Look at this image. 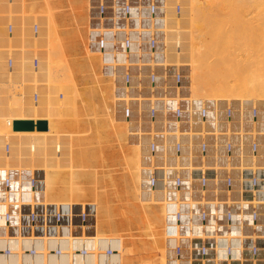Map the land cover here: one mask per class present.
<instances>
[{
	"label": "built area",
	"instance_id": "1",
	"mask_svg": "<svg viewBox=\"0 0 264 264\" xmlns=\"http://www.w3.org/2000/svg\"><path fill=\"white\" fill-rule=\"evenodd\" d=\"M183 11V0H87L86 46L141 150V188L160 198L165 264H264V101L190 94L167 52ZM117 242L97 233L93 202L48 201L38 170L0 167L1 257L82 264Z\"/></svg>",
	"mask_w": 264,
	"mask_h": 264
},
{
	"label": "rangeland",
	"instance_id": "2",
	"mask_svg": "<svg viewBox=\"0 0 264 264\" xmlns=\"http://www.w3.org/2000/svg\"><path fill=\"white\" fill-rule=\"evenodd\" d=\"M1 1V0H0ZM3 2H5V3H2V4H0V6H1V11H3V12H1L0 13V16H1V18H0V26H2L1 27V29L3 30L2 32L4 33V38L6 39V41H7V43L8 44H12V42L14 41V43H13V45H19V48L18 49H21L22 47H23V45H22V47H21V44H19V42H21V40L23 39V41H25V43H26V45L27 44H30V45H27V49H29V50H33L35 47H36V49L35 50H31V54H30V59H29V64H31V59H32V57H34V56H37V57H39V61H41V62H45V60H47V59H50V60H56L57 59V55H58V57H60L59 56V52H57V55L56 54H53V53H55L54 51H55V49H58L59 47H62V48H60V49H62V52H63V54L65 55H63L62 53L60 54V55H63V57L61 56V58H64V57H66V59L67 60H69L71 57L70 56H67V54H66V52H65V49L67 50V48H63V46H62V44L63 45H65L66 43L65 42H67L68 40H69V42L71 41V43L70 44H73V45H70L68 42V47H69V45H70V50H68V51H70L69 53H71L72 54V52L71 51H73V49L74 48H77L78 46H79V48H77V50H75V51H73L74 53L75 52H77V53H73V56L74 55H76V56H78L79 58H76L77 60L79 59H83L82 61H85V62H87V63H90L89 64V66H88V70H87V72L86 71H84V73L86 72V74L84 75V73L82 72L85 68H86V66L85 67H82V66H80L81 65V63H83L82 61H80V65H78L75 61H74V63H76V64H73L72 62H73V60L71 61V60H69V63H65V62H68V61H64V63L65 64H61V62L65 59H62V61L61 62H59V64L61 65V66H59V65H57L56 66V64L57 63H55V66H56V68L58 67V69H56V68H52V67H47V65H49V64H47L46 65V62L45 63H42V66L45 68L44 70L42 69V66H41V69L43 70V72H45L46 73V75H50L48 78H50V77H52V78H50V79H48V81L50 82H52V80L51 79H53L54 81L52 82V83H47V81H44L46 84H44V83H41V86H39L40 84H38V86L41 88V90L39 89V87L37 88V85H36V87L35 86H33L34 85V83L33 82H25V80H24V77H23V75H22V68L20 69V65H19V62H20V59H19V57H17V55L19 56V54H17V53H15V52H17V48L16 49H14L15 47H11L10 48V46H3L4 48H6V51H7V53H6V51H4V55L5 56H3L2 57V59H1V56H0V76H7V78L8 77H10L11 78V82H9V86L10 87H12V85L14 86H18V87H23L22 89H26L27 91H28V89H29V93H28V96H27V98L29 97V99L31 100V102L32 103H38V102H40L41 100H42V98H43V95H47L48 94V91H55L54 92V94H53V96H55V98L59 101V102H66L67 101V99H68V97H69V95H66V91H64V89H68V90H70V91H72V95H74V97L72 96V101H71V103H70V105H72V106H68L67 107V109L70 111V113H69V111L68 110H66V112L65 113H63V114H61V112H64V111H61V109L62 108H60V106L62 105V103H61V105L59 104V102H58V104H59V107H58V110L60 109V111H58L59 113H57V114H61L62 115V118L60 117V118H58L59 117V115H57V114H55L56 115V117H54V120H55V122L54 121H51V120H53L52 118L53 117H49V114L50 113H46L45 114V112L46 111H48V107H46L45 108V106H48V103H47V101H46V103H45V100H44V102L42 103V106H44V104H45V106L43 107L44 109H43V113L41 114V119H43V120H46L47 118V122H48V124H50L49 125V130L47 131V133L46 132H38V131H34V132H31L32 134H35V135H37V136H40V140H41V138L43 139V141L45 142V143H43V141H41V150L39 151V154L40 155H42V156H40V158H37L36 157V159H35V157L33 158L32 157V155H30V157H32V158H30L31 159V162L33 163H31L30 162V160L29 159H27L28 160V162H25L26 163V165L29 167V168H32V169H35V170H38V171H41V178L43 179V182H44V185H45V181L48 179V177L46 176L47 175V171L49 172V174H51L50 172H53V173H55V174H57L58 175V173H57V170H58V172L60 173V172H67V173H69V174H71V172H73L72 174H74V171H76V173L78 172H86L87 174H88V176L89 175H91V176H93V178L94 179H92V178H88L89 180H94V181H90V182H88V180L86 181V183L83 181L82 182V179H83V177L81 178V182H80V180L79 181H75L77 178H74V175L72 176V174H71V177H72V179H74V181H73V183H78V182H80L81 183V185H83V186H85L84 188L86 189L85 190V192L83 193L82 191H84V190H82V187L79 189V186H78V190H80L81 192H80V195L79 194H75L74 192V188L76 189L77 188V186H74V188H71V186H73V183L71 182V183H68V182H70V181H67V180H65V179H63V175H62V173H61V175H59V176H57L56 175V177H55V174H54V177L55 178H52L54 181H51L53 184L52 185H54L55 187H57L58 189V191L59 190H61L59 193H58V191H57V197H59V196H62L63 194H62V192L64 193V191L65 190H67L68 189V185L69 184H71L70 185V188H69V190H70V193H68V194H70V195H68V196H70V202H72V200H74V198H76V200H77V202H76V200H74L76 203H81V202H84V201H90V202H93L96 206V229H97V233L100 235V237H103V238H109V237H115V238H117L118 239V241L121 243L120 244V254H119V257H118V259L119 260H117V262H115V261H113V262H110V263H107V264H122V261H123V259H121V256L122 255H124L125 254V252H126V249H128V248H130V247H132V248H135L134 249V251L132 250V249H130V250H132L131 252L134 254L135 252L137 253V252H150V253H152V254H156L157 256H158V258H159V261H160V264H165L166 263V250H165V247L164 248H162L161 246H158L157 244H155V239H154V236H155V233H157V230H156V227H158V230L160 231V234L162 233L161 231H162V226H161V224H162V218H160V220H159V222H158V226H153L154 224L152 223V222H149V216H148V218H147V214L145 213V208L142 206V209H140V210H138L136 207H138V205H137V203H136V205H135V203H134V201L136 202L137 200H136V197H129L128 196V198L130 199V201H128V200H126V195H128V191H130V196H132L134 193H133V191H131V186L129 185L130 184V182H129V168H128V165H125L127 162H128V160H129V158H126L127 156H131V154H133V149H132V146H133V140L128 136V134H126V133H122V135H123V138H125V139H121L120 140V138H122V137H119V139H115V136H116V133H117V131L120 129L121 130V132L124 130V128L127 126L126 125V123H124V121H123V123H121L122 122V120L121 121H119L120 119L119 118H117V119H115L114 120V116L112 115V113L110 112V110H109V107H110V104H111V97H108L106 100V102H104L105 100L103 99L104 97L102 96V93H101V89H100V86H97L98 85V83H97V85H96V82H97V79H96V75L94 74V72L92 71V66L94 65V63H99L100 65H101V58L99 57V55L97 54V53H92L91 51H88L89 49L87 48V46H86V23H87V4H86V1L87 0H84V7H83V9H81L80 7H79V5L78 6H75L74 7V5H76V4H73V1H74V3H75V0H49L50 2H47L46 0H2ZM207 1H209V3H214L215 5H217L218 4V1L216 0V1H214V0H207ZM255 1V0H254ZM45 2H46V4H48V6H46V4H45ZM59 2V3H58ZM1 3V2H0ZM8 3V4H7ZM51 3V4H50ZM255 3V7H253V10H254V13L253 14H255V16L257 17V10L260 12V10H259V7H258V5H257V3L259 4V2H253V4ZM261 3H262V1H261ZM219 4H221V3H219ZM227 4H228V2H226V3H223V4H221L222 6H224V7H222L221 5H218V6H215L216 8L214 9V10H216V9H218L219 10V6H221V8H220V10H221V12L220 13H222V11H223V13H222V16H221V14H218L217 12H219L218 10H216V13H211V12H213L212 10H210V13L212 14V16H210V17H212V20H213V18H214V14H218V16L216 17L215 16V18L216 19H214V20H216L215 22L214 21H212V20H210V21H212V22H214V24H219V21H221L223 18V16H224V13H225V11L227 12V10H230L229 8L231 7V9H232V7H233V5L232 6H227ZM248 4V3H247ZM263 4V3H262ZM261 4V6H263ZM46 6L47 7V9L48 8H50V6H55V7H57V8H53V10H55L56 9V14L55 15H53L54 13V11L53 10H51L52 9V7L50 8V10L48 9V11L46 10V8H44V6ZM61 5V6H60ZM252 5V4H251ZM225 6H227V7H225ZM2 7H4V8H2ZM17 7V8H16ZM217 7H219V8H217ZM236 7V6H235ZM59 8V9H58ZM225 8H227V9H225ZM239 8V7H238ZM255 8V9H254ZM5 9V10H4ZM42 9H44L45 10V14L46 15H44V13H43V11H42ZM236 8H234L233 7V10H235ZM257 9V10H256ZM263 10H264V6H263ZM6 11V12H5ZM42 11V13L43 14H41L40 12ZM52 11V12H51ZM255 11H256V13H255ZM22 12V13H21ZM51 12V13H50ZM59 12V13H58ZM215 12V11H214ZM229 12V11H228ZM234 12H236V10L234 11ZM234 12H229V13H233L234 14ZM252 12V11H251ZM263 12V11H262ZM17 13V14H16ZM49 15H48V14ZM53 13V14H52ZM206 13V12H205ZM207 13H209V12H207ZM236 13H238V12H236ZM211 14H207L208 16L209 15H211ZM232 14V16L231 17H229L230 15L228 14V18H230L228 21L229 22H227L228 24H227V26H225L226 24V22L224 23V21H222V24L224 25V27H225V31H224V33L225 34H223L221 31H219V32H221L220 34H223L224 36L223 37H229V36H237V35H235L236 34V32H239L238 34L239 35H242L243 37L242 38H244L245 39V35H246V40L248 41V43H247V41L245 42V43H247V45L248 46H245L244 45V43H242V44H239L238 45V42H239V40H238V42L236 41L237 39L236 38H234V40H233V37H229V38H227L226 40L224 39V38H222V36H220L221 38H222V40L223 41H227L226 43H223V41H221V43H223L222 45V47H221V45H219L221 48H227L228 47V49L231 47L230 45L231 44H229V42L231 43V41H232V45L234 44V43H236L239 47H246V48H248L247 49V51L249 50L250 51V54H249V56L250 55H252L253 57H254V55H255V61H252L254 58H252V56H248V57H246V54L249 52H245L244 54H243V51L242 50H240L239 49V51H241V54H240V52L237 50L238 48H237V45L236 44H234V46L233 47H231V48H236V51H237V57H238V55L240 54V55H242L241 57H242V60H243V58H245V60L244 61H247L246 59H252L251 61L252 62H256V61H258L259 60V58H260V60H263L264 58H262V56H264L263 54H264V52H263V54L262 55H259V56H257L258 55V53H257V51H260V50H258L259 49V47L261 46V47H263V48H261L262 50L260 51V52H262V51H264L263 49H264V44H261V45H259L257 48L258 49H256V44H252L254 41H251L250 39H252L253 40V37L254 38H256L255 37V35H258V36H260L259 37V39L261 38V36H262V34L261 33H263V31H260L259 30V28H262V27H260L259 25V23H260V21H256V22H259V23H256L257 25H255L254 23L253 24H251V25H253L252 26V29L254 30V31H252V29H251V34H252V36L253 37H251V38H249V35H251L250 34V32H248L250 29L248 28V26L250 27L251 25L249 24L248 26L247 25H243V27H240V26H242L241 24V22L240 23H238V26H239V30L237 29L238 28V26H237V24H236V20L237 19H235V20H233L234 19V15H237V14H234L233 15ZM264 14V13H263ZM40 15V16H39ZM58 15V16H57ZM207 15L205 16V14H204V16L205 17H207ZM260 15V16H259ZM51 16V17H50ZM57 16V17H56ZM219 16H220V18H221V20H217V18H219ZM234 16V17H233ZM258 16L259 17H261L262 16V14L260 13V14H258ZM2 17H3V19H2ZM184 17V16H183ZM251 17H253V15L251 16ZM255 17V18H256ZM259 17L257 18V19H259ZM264 17V16H263ZM49 18V19H48ZM55 18L57 19V20H55ZM225 18H227L226 16H225ZM204 19V18H203ZM202 19V20H203ZM209 19H211V18H209ZM15 20V21H14ZM52 20V21H51ZM55 20V21H54ZM201 20V21H202ZM223 20H227V19H223ZM200 21V22H201ZM233 21L235 22V23H233ZM57 22V23H56ZM212 22H210L211 23V25H213V27H215L216 26V28H218L217 26H219V25H214ZM218 22V23H217ZM238 22H239V20H238ZM34 23H36L37 25H38V30H37V32H34L33 31V29H32V26H33V24ZM54 23V24H53ZM233 25L232 27H231V25ZM233 23V24H232ZM8 24H11L12 25V32H8ZM53 24V25H52ZM236 24V25H235ZM222 25V26H223ZM230 25V26H229ZM254 25L255 26H258V30H259V32H261L260 33V35L259 34H257V33H255L254 34V32H257L258 30L256 29L257 27H254ZM4 26V27H3ZM77 26V27H76ZM221 26V25H220ZM246 28H245V27ZM50 27H51V30H50ZM57 27V28H56ZM226 27H227V29H226ZM230 27V28H229ZM45 28V29H44ZM76 28H79V30H81V31H77V29ZM216 28H212V29H207V31L208 32H206L207 33V35H208V33H209V35H208V37H210L211 36V31L210 30H214L215 31V29ZM228 28L231 30V28H232V30L234 31V35L232 34L233 32H232V30L230 31V30H228ZM243 28V29H245L244 30V32L242 33V31L243 30H241V29ZM264 28V27H263ZM25 29V30H24ZM218 29H220V27L218 28ZM223 29V28H222ZM222 29H220V30H222ZM59 30V31H58ZM226 30H227V33H226ZM240 30H241V32H240ZM205 31H206V29H205ZM204 31V32H205ZM228 31H230L231 33H229ZM77 32V34H78V32L80 33V34H78L77 35V37H79V38H77L76 39V35H75V33ZM247 32V33H246ZM258 32V33H259ZM57 35H56V34ZM230 35H229V34ZM21 34V35H20ZM44 34V35H43ZM54 34V35H53ZM60 34V36L61 37H64V36H68L67 37V39L68 40H65V38L66 37H64V39L62 38L61 40L59 39V37L60 36H58ZM72 34L73 35H75L74 36V38H73V41H74V43L77 45V44H80V45H77V47H76V45H75V47H74V43H72L73 41H72ZM194 34V33H193ZM218 34V32L217 33H215V35H214V37L216 36ZM227 34V35H226ZM244 34V35H243ZM264 34V33H263ZM33 35V36H32ZM47 35V36H46ZM50 35V36H49ZM84 35V36H83ZM206 35V36H207ZM226 35V36H225ZM24 37V38H21V37ZM55 36H58V37H55ZM71 36V37H70ZM219 36H217V37H219ZM257 36V37H258ZM15 37H20V39H15ZM60 37V38H61ZM208 37H207V39H208ZM213 36H211V38H214ZM218 38V41L217 42H214L215 40H217V38L215 37V40L213 41V39L212 40H210V41H213L214 42V44L216 43H218V42H220L219 41V39L221 40V38ZM240 37V36H239ZM13 38H14V40H13ZM28 38V39H27ZM41 38V39H40ZM70 38H71V40H70ZM211 38H209V39H211ZM230 38H232V39H230ZM262 38H264L263 36H262ZM27 39V40H26ZM40 39V40H39ZM229 39V40H228ZM258 39V40H259ZM13 40V41H12ZM19 40V41H18ZM53 40V41H52ZM261 40V39H260ZM263 40V39H262ZM261 40V41H262ZM11 43H10V42ZM29 41V42H28ZM39 42V43H36V42ZM60 41V42H59ZM208 41V40H207ZM210 41H208V46H209V42ZM255 41L256 42H254V43H257V40L255 39ZM260 41V42H261ZM260 42H258V43H260ZM262 42H264V40L262 41ZM16 43V44H15ZM24 43V44H25ZM33 43H35V44H33ZM41 43V44H40ZM249 43H250V46H249ZM37 44V45H36ZM41 45V46H38V45ZM211 44V43H210ZM220 44V43H219ZM225 44H229V45H226L227 47H224L225 46ZM13 45H11V46H13ZM32 45H34V46H32ZM42 45H44V46H42ZM59 45V47H57ZM212 45V47H214V49L212 48V50H214L212 53H214L216 50H217V47H218V50L219 49H221V48H219V46H214L213 45V43L211 44ZM236 45V46H235ZM242 45V46H241ZM253 45H255L254 47H253ZM29 46V47H28ZM38 46V47H37ZM54 46L55 47H57V48H54ZM66 46V47H67ZM53 47V48H52ZM74 47V48H73ZM243 47V50L244 49H246V48H244ZM250 47V48H249ZM251 47H252V49H251ZM3 48V49H4ZM71 48H73L72 50H71ZM230 48V49H231ZM254 48L256 49V50H254ZM10 49V50H9ZM13 49L15 50V51H13ZM52 49V50H51ZM53 49H54V51H53ZM60 49L58 50V51H60ZM88 49V50H87ZM216 49V50H215ZM225 49H223V51H225ZM228 49H226L227 51H228ZM233 49H231L232 50V53H234L233 52ZM37 50H39V51H37ZM40 50H41V53H40ZM49 50H51V51H53V53L50 51V53L48 52ZM10 51H11V54H10ZM14 53H13V52ZM35 51V52H34ZM44 51V52H43ZM78 51H80L81 52V54H80V52H78ZM221 50H219L216 54H218L219 52H220ZM222 51V52H223ZM235 51V50H234ZM252 51V52H251ZM253 51H254V53H253ZM9 52V53H8ZM34 54H33V53ZM49 53V56H46L45 55V57H44V53H46V54H48ZM255 52H256V54H255ZM52 53V54H51ZM207 53H209V52H206L205 54H207ZM224 53V52H223ZM228 53V52H227ZM226 53V51H225V53H224V55L225 54H227ZM8 54V55H7ZM15 54V55H14ZM41 54V55H40ZM50 54L53 56L54 55V57H56V59H54V58H52L51 56H50ZM204 54V53H203ZM203 54H202V57L204 58H209V56L207 55H204L203 56ZM211 54V53H210ZM222 57H224L223 56V54H221V53H219ZM229 54H230V56H229ZM254 54V55H253ZM1 55H3V54H1ZM39 55V56H38ZM69 55V54H68ZM213 55H215V53L213 54ZM234 55V54H233ZM233 55H231V51L227 54V55H225V57H227V56H229L230 58L233 56ZM243 55H244V57H243ZM248 55V54H247ZM41 56V57H40ZM83 56H86V57H83ZM201 56V55H200ZM261 56V57H260ZM7 57H12V59H13V61H14V64H15V66H14V68L13 69H8L7 67H6V64H5V62H6V58ZM17 57V58H16ZM67 57H69V59L67 58ZM81 57V58H80ZM201 57V58H202ZM210 57H212V58H209L210 59V61L208 62L207 61V59H205V62H207V63H211V64H213V62L216 60V58L218 59V58H220V56L219 57H217V56H212V54H211V56ZM215 57V58H214ZM221 57V58H222ZM224 57V58H225ZM227 58V60H228V63H226V62H221L222 60H223V58H222V60H221V58H220V64H222L223 63V65L224 64H226V66H224L223 67V65H220L218 62H215V63H218L219 65H220V67H219V65H218V69H220V71L219 70H217V72H224L225 74L227 73L228 75H229V73H228V68H226V67H228L229 66V68H233V66H235L236 67V64H237V66H238V64L239 63H241V62H243V61H240L239 60V62L237 61V59H239V57L237 58V59H235V58H231V60H232V62L230 61V58ZM235 57V56H234ZM240 57V58H241ZM73 58V57H72ZM203 58H202V60H203ZM45 59V60H44ZM211 59H213V61H211ZM59 60H60V58H59ZM58 59L56 60V61H54V62H58L59 61ZM79 60L77 61V62H79ZM93 60H95L94 62H92ZM99 60V61H98ZM226 59H224L223 61H225ZM226 60V61H227ZM233 60H235L236 61V64H235V62H233ZM48 61V60H47ZM52 61H50L51 62V66H52ZM97 61V62H96ZM219 61V60H218ZM49 62V61H48ZM49 62V63H50ZM202 62V61H201ZM86 63V64H87ZM235 64V65H234ZM54 65V64H53ZM65 65H68V67H70V69L68 68V70H67V68H66V66L64 67ZM69 65H75L76 67L77 66H80V70L82 69V68H84V69H82L81 70V74L83 75H80V73L78 72V71H80V70H76V71H74L73 69H76V68H74L73 66V69L71 68V66H69ZM40 66V65H39ZM63 66V67H62ZM215 66H217V65H214V67ZM30 67H32L31 65H30ZM54 67V66H53ZM61 67V69L63 70V71H61V69H59ZM82 67V68H81ZM89 67H91L90 68V71H89ZM221 67H223V68H221ZM39 68V67H38ZM38 68H32V70H36V71H38ZM49 68H51V69H49ZM77 68V69H78ZM213 68V67H212ZM224 68H226L225 70H227V71H225L224 70ZM31 69V68H30ZM66 71H65V70ZM73 70L74 71V73L75 74H77V73H79V74H77V78H76V76L75 77H73L75 74L73 73V71L70 73L71 75H69V73H67L69 76H72L71 78L72 79H70L71 81H73L72 83H71V81H69V79H67L69 82H64V80H62L63 78L65 79L66 78V76H67V74H65L64 75V72H69L70 70ZM209 69H210V67H209ZM215 69H217V67H215ZM221 69H223V70H221ZM46 70V71H45ZM35 71V72H36ZM55 71H57L58 73H60V77H62L63 75L65 76V77H62V79H60V77H59V80H55V78L57 77V75H55ZM208 71V73H209V70H207ZM212 71H213V69H212ZM211 71V72H212ZM33 72V71H32ZM52 72H55V73H52ZM215 73H214V76H215V74L217 73L216 72V70L214 71ZM4 73H6V74H4ZM34 73V72H33ZM41 73H42V71H41ZM63 73V74H62ZM73 73V74H72ZM94 75L93 77H92V74ZM224 73H222V74H224ZM21 74V75H20ZM210 74V76L213 74H211V73H209ZM226 74V75H227ZM15 75H17V76H15ZM87 75H88V77H87ZM219 74H216V76H218ZM3 76V77H4ZM68 76V77H69ZM213 76V75H212ZM67 77V78H68ZM84 77H85V80H84ZM89 77H91L92 79H94L96 82L94 83V85L95 86H97L96 87V89L97 88H99V90L97 91V92H95L96 91V89L94 88L95 86L93 85L92 86V84H91V79L89 78ZM1 78V77H0ZM5 78V77H4ZM3 78V79H4ZM7 78H5V79H7ZM58 78V77H57ZM56 78V79H57ZM70 78V77H69ZM75 78H76V80H75ZM82 78H83V80H82ZM89 79V80H91L90 82H89V80H88V82H86V79ZM3 79H2V81H3ZM231 79V78H230ZM16 80V81H15ZM20 82H19V81ZM67 80H65V81H67ZM93 80V81H94ZM105 80V79H104ZM0 81H1V79H0ZM5 81V80H4ZM8 81V80H7ZM55 81H63V83H61V85L59 84V83H55ZM75 81H78V83H79V86H77L76 84V86H71V85H74V83H75ZM86 82V83H84V82ZM6 82V81H5ZM18 82V83H17ZM42 82H43V80H42ZM2 83V84H1ZM0 83V92H2V90H4L3 88H4V86H5V83L4 82H1ZM4 83V84H3ZM33 83V84H32ZM68 84L69 83V86L68 85H66V84ZM71 83V84H70ZM77 83V84H78ZM24 84V85H23ZM28 85V86H25V85ZM32 84V85H31ZM50 84V85H49ZM63 84V85H62ZM187 84H188V81H187ZM1 85H4L3 87H1ZM22 85V86H21ZM65 85V87H63ZM47 86L49 87V88H47ZM51 86V87H50ZM230 86H231V84H230ZM33 87V88H32ZM43 87V88H42ZM61 89H60V88ZM77 87V88H76ZM84 87V88H83ZM56 88V89H55ZM70 88V89H69ZM83 89L81 92L83 93V95L85 96V97H83V96H80L78 93H79V91H78V93H75V91H76V89ZM90 88H91V90H90ZM109 88V87H108ZM54 89V90H53ZM66 89V90H67ZM95 89V90H94ZM19 90V89H18ZM42 90H43V92L44 91H47V93H43L42 92ZM90 90V91H89ZM83 91H85V92H83ZM89 91V92H88ZM109 91V90H108ZM34 92H37L38 93V99H37V101H34L33 100V93ZM81 92H80V94H81ZM6 93H7V91H6ZM92 93V94H91ZM57 94V95H56ZM71 94V93H70ZM76 94H78L79 96H80V98H85L84 100H87V102L88 103H86V101H84V102H82L80 99H76L78 96H75ZM97 94H99L100 95V97H103V98H100ZM7 95V94H6ZM82 95V94H81ZM58 97V98H57ZM79 98V97H78ZM102 99L100 102H102L103 100V104L102 105H105V106H102L101 105V103L99 104V100L100 99ZM1 100V99H0ZM74 100V101H73ZM84 104H82V103H79L80 101ZM96 100V101H95ZM3 100H1V102L0 103H2V105L1 106H4L6 103H4L3 104V102H2ZM75 101H78L76 104H78V106H76V104H74V102ZM73 102V103H72ZM47 104V105H46ZM74 104V105H73ZM86 105V106H85ZM62 107V106H61ZM76 109H75V108ZM78 107V108H77ZM99 108V109H98ZM0 110H1V107H0ZM5 110V109H4ZM4 110H2L4 113H5V111ZM46 110V111H45ZM1 111V112H2ZM68 111V112H67ZM68 113H69V115H68ZM2 114V113H1ZM44 115L46 116V119H45V117H44ZM51 115V114H50ZM3 117V116H2ZM86 117L87 118H89V119H86ZM56 118H58V119H56ZM95 118V119H94ZM5 119V121H6V123H7V120H9V118H7L6 116H4L3 117V120ZM7 119V120H6ZM50 119V120H49ZM119 119V120H118ZM1 120V119H0ZM2 121V120H1ZM0 121V124H2V125H0V128H2V127H5L6 128V130L4 129H2L3 130V132L4 133H6V131L8 132V130L10 129V126H8L7 124H4L3 125V123L2 122H4V121H2L1 122ZM109 121V122H108ZM118 122H120V124L118 123ZM114 123H115V125H114ZM110 124H111V126H112V128L110 127ZM6 125H7V127H6ZM58 126V127H57ZM54 127V128H53ZM51 128V129H50ZM109 128V129H108ZM8 129V130H7ZM113 129V130H112ZM112 130V131H111ZM120 130L118 131V132H120ZM112 133H111V132ZM114 131H115V136H113V133H114ZM1 133V129H0V137H2V139H1V142H2V140H3V138L4 137H6V139L2 142V143H0V153H1V156L2 157H4V156H6V159L4 160L1 156H0V167H5V168H10V167H19V166H22L21 165V162L23 161H19L18 163H16V166H14L13 164L15 163V162H17V160H21V159H18V157H16L15 155H14V151H15V148H16V146L14 147V144L15 143H13V141L12 140H10L9 141V135H4V133ZM37 132V133H36ZM66 132V133H65ZM121 132H120V136H121ZM21 133V132H20ZM39 133V134H38ZM41 133V134H40ZM119 134V133H118ZM48 135H49V137H48ZM8 137V138H7ZM45 137H47V138H45ZM8 139V140H7ZM11 139V138H10ZM16 140H18V138H15ZM16 140H14L15 142H17ZM49 140H51V141H49ZM128 142H127V141ZM125 141V142H124ZM5 143H9V150L8 151H5ZM42 143H43V145H42ZM38 144H39V142H38ZM76 144H78V145H76ZM131 144H132V146H131ZM129 145H130V147H129ZM127 146V147H126ZM129 147V148H128ZM2 148V149H1ZM14 148V149H13ZM128 148V149H127ZM28 149V148H27ZM39 149V148H38ZM29 150V149H28ZM36 150V149H35ZM34 150V151H35ZM32 151V150H31ZM36 151H38V150H36ZM36 151H35V154H36ZM57 151H59V152H57ZM9 152V153H8ZM128 152V153H127ZM4 153V155H2ZM34 153V152H33ZM44 155H43V154ZM51 153V154H50ZM29 154H31V152H29ZM38 154V155H39ZM129 154V155H128ZM9 155H11L12 157H10ZM127 155V156H126ZM33 156H37V155H33ZM53 156V157H52ZM83 158H82V157ZM8 157H10L9 159H8ZM39 157V156H38ZM1 158H2V160H1ZM17 158V159H16ZM49 158V159H48ZM86 158V159H85ZM16 161H15V160ZM32 159H35V160H32ZM38 159H40L39 161H38ZM6 160H9V161H6ZM13 160H14V163H13ZM47 160H51V162L49 163ZM4 161V162H3ZM35 161V162H34ZM48 162V164H49V166H45L46 164H47V162ZM67 161V162H66ZM7 162L10 164V165H8L7 164ZM11 162V163H10ZM44 162V163H43ZM53 162H54V164H53ZM3 163V164H2ZM13 163V164H12ZM24 163V164H25ZM31 163V164H30ZM69 163H70V165H69ZM125 163V164H124ZM23 164V166L24 167H26V165H24ZM44 164V165H43ZM52 164V165H51ZM18 165V166H17ZM54 165V166H53ZM50 169V171H49V169ZM51 168H52V170H51ZM80 168V169H79ZM54 169V170H53ZM88 169V170H87ZM62 170V171H61ZM73 170V171H72ZM84 172V173H85ZM46 173V174H45ZM78 175V174H77ZM77 175L75 176V177H77ZM82 175H83V173H82ZM81 175V176H82ZM86 175V174H85ZM84 176V175H83ZM88 176H86V177H88ZM47 177V178H46ZM64 177H65V175H64ZM85 177V176H84ZM127 177H128V181H126V179H127ZM80 179V178H79ZM56 180V181H55ZM69 180V179H68ZM78 180V179H77ZM84 180H85V178H84ZM72 181V180H71ZM48 182V181H47ZM88 182V183H87ZM127 182V184H125ZM57 185H55V184ZM80 183H78L77 185H79ZM74 185H76V184H74ZM64 186H68L67 187V189H65L64 191H62L63 190V188H65ZM87 186V187H86ZM88 186H89V189H90V187H91V189L89 190V189H87L88 188ZM93 186H94V189H93ZM124 186H128V187H125L124 188ZM45 187V186H44ZM59 187H63L62 189L60 188L59 189ZM96 187V188H95ZM127 188V190H125ZM72 189H73V192H71L72 191ZM92 189H93V191H92ZM96 189H98L97 190V192H95L96 191ZM132 189H133V187H132ZM103 190V191H102ZM68 191V190H67ZM92 193V195H91V193ZM99 192V193H98ZM100 192H101V195H100ZM125 192H127V193H125ZM86 193V194H85ZM97 193L98 195H100L99 197L98 196H96L95 194ZM133 193V194H132ZM146 193V192H145ZM59 194V195H58ZM84 194V195H83ZM126 194V195H125ZM93 195H94V197H93ZM81 196H83V197H81ZM87 196V197H86ZM90 196V197H89ZM147 196L149 197V198H156L157 196H155V195H151V194H148L147 193ZM56 197V198H57ZM62 197H67V196H62ZM85 197V198H84ZM60 198V197H59ZM58 198V200L59 201H63V202H66V201H68V199H69V197H68V199L67 200H65L64 198L63 199H59ZM83 198V199H82ZM96 199V202H94L95 201V199ZM101 198V200H99ZM94 200V201H93ZM97 200H98V203H97ZM73 201V202H74ZM104 201V202H103ZM126 201H128L127 203H126ZM106 202V203H105ZM138 202V201H137ZM128 203H133V204H131V206L133 205V207L135 208V209H137L136 211H135V209L133 210V215L131 216V215H129L130 214V212H132V211H128L127 209V207H130V208H132L131 206H129V204ZM138 203H140V200H139V202ZM156 203L158 204L159 203V200H157L156 201ZM155 203V204H156ZM128 204V205H127ZM140 205H141V203H140ZM102 208H101V207ZM136 206V207H135ZM141 206H139L138 208H140ZM99 208V209H98ZM107 209H108V212L109 213H107L106 211H107ZM133 209V208H132ZM132 209H129V210H132ZM145 209V210H144ZM98 210V211H97ZM99 210L102 212V210H106L105 212L107 213V214H110V215H107L106 213V215H103L104 213L102 212L101 213V215L99 214L100 212H99ZM142 210H144V211H142ZM119 211H120V213H119ZM139 211H141V212H139ZM147 211V213H149L150 215H151V213L149 212V210H146ZM126 212H129V214L127 215L126 214ZM137 212V213H136ZM140 213V215H139V213ZM144 212V213H143ZM135 213V214H134ZM142 213L145 215V217L142 215ZM121 214V215H120ZM124 214H125V216L127 215V217H125V218H128V220L126 219V220H123V221H125L124 223H125V225H126V221H129L130 222V226L129 225H127V227L128 228H126L125 227V225H123L122 226V223H123V221H122V218L121 217H123L124 216ZM148 214V215H149ZM160 214V213H159ZM105 216V218H106V216H108V218H109V220L108 221H106V219H108V218H106L105 220H103L104 218H101V217H103V216ZM160 216L162 217V214H160ZM100 217V218H99ZM110 217H112L111 219H110ZM151 217V216H150ZM121 218V219H120ZM142 218H143V220H142ZM116 219H117V221H116ZM118 219H120L122 222H119V223H121V226L123 227H121L120 225V229L118 230V228H117V224H119V223H117L118 222ZM151 219H152V217H151ZM150 219V220H151ZM112 222H111V221ZM108 222V223H106V222ZM109 221H110V224H109ZM115 221V225L113 224V226H114V228H117V229H114V228H112L110 225H112V223ZM104 222V223H103ZM128 222V223H129ZM148 222V223H147ZM123 223V224H124ZM141 223V224H140ZM98 224V225H97ZM133 224V225H132ZM148 225L149 226V229L147 228L148 226H144V225ZM153 224V225H152ZM103 226V227H102ZM108 226V227H107ZM110 226V227H109ZM116 226V227H115ZM136 226V227H135ZM153 227H155L154 229H152ZM100 228H101V230H100ZM105 228H110L109 230H111V232H109V230H106ZM134 228V229H133ZM124 229V230H123ZM148 229V230H147ZM156 230V231H155ZM99 231H101V232H99ZM149 231V232H148ZM151 231V232H150ZM154 231V232H153ZM106 232V233H105ZM115 232V233H114ZM109 233V234H108ZM114 233V234H113ZM150 233V234H149ZM152 234V235H151ZM110 235V236H109ZM108 236V237H107ZM120 236V237H119ZM133 236V237H132ZM122 237V238H121ZM126 238V239H125ZM130 238V239H129ZM122 239V240H121ZM125 240V241H124ZM129 240V242L127 243V241ZM152 240V241H151ZM122 241H124V242H122ZM129 244V245H128ZM127 246H129V247H127ZM147 246V247H146ZM148 247H151V248H148ZM150 249V250H149ZM153 249V250H152ZM156 249V250H155ZM125 250V251H124ZM156 251H158V252H156ZM124 252V253H123ZM131 252H129V249H128V251L126 252V253H128L127 255H133ZM126 255V256H127ZM129 255V256H130ZM129 256H127V257H129ZM124 257H125V255H124ZM124 257H122V258H124ZM121 262V263H120ZM26 263H28V264H38L39 262H25V263H23V262H20V263H16V264H26ZM39 264H43V263H39ZM46 264V263H45ZM48 264H57V263H55L54 261L52 262V261H50V262H48ZM85 264H93V263H91V262H86Z\"/></svg>",
	"mask_w": 264,
	"mask_h": 264
},
{
	"label": "bare ground",
	"instance_id": "3",
	"mask_svg": "<svg viewBox=\"0 0 264 264\" xmlns=\"http://www.w3.org/2000/svg\"><path fill=\"white\" fill-rule=\"evenodd\" d=\"M6 1V0H5ZM47 1V0H46ZM214 1H216V0H214ZM218 1V4L217 5H215L213 2L212 3H209V1H207V0H183V3H184V11H183V13H182V15L181 16H174V15H171L170 17H169V23L171 24V28H173V30H171V31H173V33H171V35H169L167 38H168V40H167V42H170L169 43V45H168V50H167V52H168V55L172 58V60L173 61H175L177 64H179V65H182V68H183V73H184V75H185V78H186V81H188V84H187V87H188V89H189V91H190V94L193 96V97H198V98H201V97H211V98H216V99H237V100H256V101H264V59L263 60H260V58H259V60L258 61H256V62H252V61H255V55H254V57L252 56V55H250V56H252V58H254L253 60L252 59H246L247 61H244L245 60V58H243V60H242V55H240L241 54V51H239V49L240 50H242L243 51V54L245 53V52H248L247 51V49L248 48H246V47H244V48H246V49H244L243 50V47H239L238 45L239 44H242V43H244V45L245 46H248L247 45V43H248V41L246 40V35H245V39L244 38H242L243 36L242 35H239L238 33L239 32H236V34L234 33V31L232 30V28H231V30H232V34L234 35H237L236 37L238 38H236L235 36H229V37H233V40H234V38H236L237 40V42H238V40H239V42H238V45L236 44V43H234V44H236L237 45V50L240 52V54L238 55V57H239V59H237L238 57L236 56L237 54V51H236V48H231V47H233L234 46V44L232 45V41H231V43L229 42V44H231L230 46V48L231 49H233V52L234 53H232V50L229 48L228 49V47L226 46V45H229V44H225V46L224 47H227L226 49H228V51L225 49V48H221L223 45V43H226L227 41H223L224 39L226 40L227 38H229L228 36L225 38V37H223L224 35L223 34H225L224 33V31H225V27H224V25L222 24V21H224V23L226 24L225 26H227V22H229L231 19L230 18H228V14L230 15L229 17H231L232 16V14L233 13H229L230 11L231 12H234L235 10H236V12H238V13H236V12H234V14H237V15H234L233 17H234V19L233 20H235V19H237L235 22H236V24H237V26H238V23H242L241 25L242 26H240V27H243V25H251V24H255V25H257L256 23H259V22H256V21H260V27H262V28H259V30L260 31H263V33H264V10H263V4H264V0H217ZM261 1H262V3H261ZM1 3L0 4H2V3H5V2H3L2 0L0 1ZM47 2H50L49 0L47 1ZM226 2H228V4H227V6H232L233 5V7L234 8H236L235 10H233V7H232V9H231V7L229 8L230 10H227V12L225 11V13H224V16L222 17L223 19H227V20H221V18H220V16H219V18H217V20L219 19V20H221V21H219V24L221 25H219V24H214V22L216 21V20H214V19H216L215 18V16L217 17L218 16V14H221V16H222V13H223V11H222V13H220L221 12V10H220V8H221V4H223V3H226ZM253 2H259V4L257 3V5H258V7H259V10H260V12L257 10V17L255 16V14H253L254 13V10H253V7H255L254 5H255V3L253 4ZM59 3V2H58ZM219 3H221V4H219ZM248 3V4H247ZM8 4V3H7ZM45 4H46V2H45ZM51 4V3H50ZM73 4H76V5H74V7L75 6H78L79 5V7L81 8V9H83V7H84V0H75V3H74V1H73ZM86 4H87V1H86ZM252 4V5H251ZM261 4L263 5V6H261ZM218 5H221V6H219V7H217V8H219V10L218 9H216V10H218L219 12H217L218 14L216 15V14H214L215 16H214V18H213V20H212V17H210V16H212V14L211 13H216V10H214L216 7L215 6H218ZM44 6V5H43ZM46 6H48V4H46ZM46 6H44V8H46V10L48 11V9L50 10V8L52 7V9L51 10H53V8L55 7L54 5L53 6H50V8H48L47 9V7ZM61 6V5H60ZM227 6H225V7H227ZM236 6V7H235ZM49 7V6H48ZM222 7H224V6H222ZM239 7V8H238ZM2 8H4V7H2ZM17 8V7H16ZM55 8H57V7H55ZM228 8V7H227ZM227 8H225V9H227ZM59 9V8H58ZM255 9V8H254ZM5 10V9H4ZM210 10H212L213 12H211L210 13ZM42 11H43V13L45 12V10L44 9H42ZM42 11L40 12L41 14H43L42 13ZM54 12V14L53 15H55L56 14V9L55 10H53ZM215 11V12H214ZM229 11V12H228ZM252 11V12H251ZM263 11V12H262ZM1 12H3V11H1V6H0V13ZM6 12V11H5ZM52 12V11H51ZM50 12V13H51ZM206 12V13H205ZM207 12H209V13H207ZM22 13V12H21ZM46 13V12H45ZM44 13V15H46ZM59 13V12H58ZM255 13H256V11H255ZM262 14V16L261 17H259L258 16V14ZM17 14V13H16ZM48 14V13H47ZM204 14H205V16L207 15V14H211V15H207V17H205L204 16ZM49 15V14H48ZM253 15V17H251ZM2 16V15H1ZM1 16H0V18H1ZM40 16V15H39ZM58 16V15H57ZM56 16V17H57ZM184 16V17H183ZM225 16L227 17V18H225ZM51 17V16H50ZM256 17V18H255ZM259 17V19H257ZM204 18V19H203ZM209 18H211V19H209ZM2 19H3V17H2ZM49 19V18H48ZM203 19V20H202ZM230 19V20H229ZM55 20H57L56 18H55ZM54 20V21H55ZM202 20V21H201ZM210 20H212V21H214V22H212V21H210ZM229 20V21H228ZM238 20H239V22H238ZM15 21V20H14ZM52 21V20H51ZM201 21V22H200ZM210 22H212L214 25H219V26H217L218 28L220 27V29H222V30H220V29H218V28H216V26L215 27H213V25H211V23ZM234 21H233V23H235ZM1 23V22H0ZM57 23V22H56ZM216 23V22H215ZM218 23V22H217ZM232 23V24H233ZM54 24V23H53ZM52 24V25H53ZM230 24V23H229ZM235 24V25H236ZM223 25V26H222ZM231 25V24H230ZM229 25V26H230ZM254 25V27H257L256 29L258 30V26H255ZM233 25H231V27H232ZM252 26L253 25H251L250 27L248 26V28L250 29L248 32H250V34H251V29H252ZM1 27L2 26H0V56H1V59H2V57L3 56H5L4 55V51H6V48H4L5 46H10V48L11 47H15L14 49H16L17 48V52H15V53H17V54H19V56L17 55V57H19V59H20V62H19V65H20V69L22 70V75H23V77H24V80H25V82H33L34 83V85L33 86H35L36 87V85H37V88L39 87V86H41V83H44V84H46L44 81H47V83L49 82L48 81V79H50V78H52V77H50V78H48L50 75H46V73L45 72H43V70L45 69L43 66H42V63H45L46 62V65L47 64H49V65H47V67H52V68H56V66L57 65H59V66H61L60 64H59V62H61L62 61V59H64L62 62H61V64H65V63H69V60H73V64H78V65H80L79 63H80V61H82L83 59L81 58L80 60H79V62H77L78 60L76 59V58H79L78 56H76V55H74L73 56V51H75V50H77V48H79V46L77 47V45H80V44H75L74 43V41H73V38H74V36L76 37V39L77 38H79L80 36L78 35V34H80L79 32H78V34H77V32L75 33V35H73L72 34V43H74V47H75V45H76V47L77 48H71V50L73 49V51H71L72 52V54L71 53H69L70 51H68V50H70V45H73V44H70L71 43V41L69 42V40L67 39V37L66 36H64V37H66L65 38V40H68L67 42L70 44L69 45V47L67 46L68 45V43L67 42H65L66 44L65 45H63L62 44V46H63V48L65 49V48H67V50L65 49V52H66V54H67V56H70L71 58L69 59V57H67L69 60H67L66 59V57H64V58H61V56L63 57V55L65 54H63V52H62V49H60V48H62V47H59V45L57 46V47H59L58 49H55V51H54V49H53V51L55 52V53H53V51H51V50H49L48 52L50 53V51L53 53V54H56L57 55V52H59L58 54H59V56L60 57H58V55L56 56L57 57V59L59 60V58H60V60L58 61V62H54V61H56L57 59H56V57H54V55L52 56L51 54H50V56L52 57V58H54V59H56V60H50V59H47L49 62L50 61H52V66H51V62L49 63L47 60H45V62L43 61V62H41L40 61V63H39V65H38V71H34V70H32V67H30V65L31 64H29V59H30V57L32 56H30V54H31V50H29V49H27V45H30V44H27L26 45V43H25V41H23V39L21 40V42H19V44H21V47H22V45H23V47L21 48V49H18L19 48V45H13V43H14V38H13V42H12V44L11 45H13V46H11L10 44H8L7 43V41H6V39L4 38V33L2 32L3 30V28L1 29ZM4 27V26H3ZM77 27V26H76ZM245 27V26H244ZM57 28V27H56ZM214 29V28H216L215 29V31L213 30H210L212 33H211V36H213L214 37V35H215V33H217L218 32V34L215 36L216 38H217V40H215V37L214 38H211V36L210 37H208V35H209V33H208V35H207V33L206 32H208L207 31V29ZM230 28V27H229ZM228 28V30H230ZM246 28V27H245ZM45 29V28H44ZM77 29V31L79 30V28H76ZM205 29H206V31H205ZM226 29H227V27H226ZM238 30H239V26H238V28H237ZM241 29V28H240ZM254 29V28H253ZM252 29V31H254ZM25 30V29H24ZM50 30H51V27H50ZM223 31L222 33L223 34H220L221 32H219V31ZM230 30V31H231ZM241 30H243L242 31V33L244 32V30L245 29H241ZM241 30H240V32H241ZM259 30L257 31V32H254V34L255 33H257V34H259L260 35V33L261 32H259ZM59 31V30H58ZM79 31H81V30H79ZM205 31V32H204ZM230 31H228L229 33H231ZM256 31V30H255ZM259 32V33H258ZM194 33V34H193ZM226 33H227V30H226ZM228 33V34H229ZM247 33V32H246ZM263 33H261L262 34V36L264 37V34ZM56 34V33H55ZM21 35V34H20ZM44 35V34H43ZM54 35V34H53ZM57 35V34H56ZM77 35L79 36V37H77ZM207 35V36H206ZM222 36V38H224L223 40H222V38L220 37V36ZM227 35V34H226ZM225 35V36H226ZM230 35V34H229ZM244 35V34H243ZM33 36V35H32ZM47 36V35H46ZM50 36V35H49ZM58 36H60V34L58 35ZM58 36H55V37H58ZM84 36V35H83ZM217 36H219L220 38H221V40L219 39V41L220 42H218L217 44L215 43L214 44V42H217L218 41V38L219 37H217ZM240 36V37H239ZM253 37L252 36V34L251 35H249V38H251V37ZM258 35H255V37L256 38H254L253 37V40L252 39H250L251 41H254V42H256L255 41V39L257 40V43H252V44H256V46L255 45H253V47L255 46L256 47V49H258L257 47L259 46V45H261V44H264V42H262L263 40H264V38H262V36H261V40L259 39V37L260 36H258ZM21 37V36H20ZM20 37H15V39H20ZM25 37V36H24ZM24 37H21V38H24ZM27 37V36H26ZM25 37V38H26ZM61 37V36H60ZM59 37V39L61 40L62 38L64 39V37H61L60 38ZM207 37H208V39H207ZM71 38H70V40H71ZM209 38H211V39H209ZM28 39V38H27ZM26 39V40H27ZM41 39V38H40ZM39 39V40H40ZM213 39V41H210V40H212ZM230 39H232V38H230ZM259 39V40H258ZM210 41L209 42V46H208V41ZM229 40V39H228ZM19 41V40H18ZM53 41V40H52ZM221 41H223V43H221ZM247 41V43H245V42ZM261 41V42H260ZM10 42V41H9ZM29 42V41H28ZM36 42V41H35ZM40 42V41H39ZM39 42H36V43H39ZM60 42V41H59ZM173 42L174 43H178V47L179 48H177V49H175L174 48V45H173ZM258 42H260V43H258ZM11 43V42H10ZM25 43V44H24ZM213 43V45L214 46H219V45H221V47L219 46V48H221V49H219V50H221L219 53H221V54H223V56L225 57V55H227L230 51H231V55H233L232 57L233 58H235V59H237V61L239 62V60L240 61H243V62H241V63H239L238 64V66H237V64H236V61L235 60H233V62H235V64H236V67L235 66H233V68H229V66L228 67H226V68H228L229 70H228V73H229V75L227 74H225L224 72H222V73H224V74H222L221 72H217V70H219L220 71V69H218V65L221 63V62H226V63H228V60H227V58L230 56V54H229V56H227V57H222L219 53L218 54H216L219 50H218V47H217V50L214 52L215 53V55H213L214 53H212L214 50H212V48L214 49V47H212V45L211 44ZM220 43V44H219ZM16 44V43H15ZM33 44H35V43H33ZM41 44V43H40ZM38 45V46H41V45ZM37 45V44H36ZM235 45V46H236ZM4 46V47H3ZM32 46H34V45H32ZM37 46V47H38ZM42 46H44V45H42ZM67 46V47H66ZM242 46V45H241ZM249 46H250V43H249ZM29 47V46H28ZM57 47H55L54 46V48H57ZM261 47V46H260ZM259 47V49L258 50H262L261 48H263V47H261L260 48ZM4 48V49H3ZM53 48V47H52ZM250 48V47H249ZM13 49V51H15ZM36 49V47L33 49V50H35ZM60 49V51H58ZM223 49H225V51H226V53L227 54H225L224 55V53H225V51H223ZM251 49H252V47H251ZM255 48H254V50H256ZM10 50V49H9ZM32 50V51H33ZM88 50V49H87ZM212 52H211V51ZM235 50V51H234ZM253 50V49H252ZM264 50V49H263ZM12 51V52H13ZM37 51H39V50H37ZM88 51H91V50H88ZM224 53H223V52ZM260 51H257V53H258V55L257 56H259V55H262L263 54V52L264 51H262V52H260ZM35 52V51H34ZM44 52V51H43ZM47 52V53H48ZM78 52H80V51H78ZM92 53L94 52V51H91ZM206 52H209V53H207V54H205ZM252 52V51H251ZM6 53H7V51H6ZM9 53V52H8ZM14 53V52H13ZM33 53V52H32ZM40 53H41V50H40ZM49 53L48 54H46V53H44V57H45V55L46 56H49ZM63 54V55H60V54ZM75 53H77V52H75ZM74 53V54H75ZM95 53V52H94ZM204 53V54H203ZM212 54V56H217V57H219L220 56V58L222 57L223 58V60L224 59H226L225 61H223L222 60V58H221V62H220V58H216V60L213 62V64H211V63H207V62H205V59H207V58H203L202 57V54H203V56L204 55H210L211 56V54ZM253 53H254V51H253ZM1 54H3V55H1ZM10 54H11V51H10ZM34 54V53H33ZM69 54V55H68ZM80 54H81V52H80ZM248 54V55H247ZM246 54V57H248L249 56V54H250V51L248 52ZM255 54H256V52H255ZM8 55V54H7ZM15 55V54H14ZM41 55V54H40ZM82 55V54H81ZM201 55V56H200ZM208 55V56H209ZM245 55V54H244ZM244 55H243V57H244ZM264 55V54H263ZM39 56V55H38ZM65 56V55H64ZM209 56V58H212V57H210ZM235 56V57H234ZM249 56V57H250ZM16 57V58H17ZM41 57V56H40ZM73 57V58H72ZM83 57H86V56H83ZM100 57V56H99ZM203 58V60H202V58ZM231 57V58H232ZM237 57V58H236ZM261 57V56H260ZM207 59V61L209 62L210 61V59ZM215 58V57H214ZM230 58V57H229ZM231 58H230V61L232 62V60H231ZM262 58H264V56H262ZM0 59V60H1ZM38 59H39V57H38ZM219 60V61H218ZM252 60V61H251ZM31 61V60H30ZM64 61H68V62H65L64 63ZM74 61L76 62V63H74ZM95 60H93L92 62H94ZM99 61V60H98ZM202 61V62H201ZM211 61H213V59H211ZM83 63H81V65L80 66H82V67H85L86 66V68L84 69V68H82V69H84L82 72L84 73V71H86L87 72V70H88V66H89V64L90 63H87V62H85V61H82ZM97 62V61H96ZM215 62H220L219 64L218 63H215ZM55 63H57L56 64V66H55ZM87 63V64H86ZM54 64V65H53ZM76 64V65H77ZM234 64V65H235ZM88 65V66H87ZM214 65H217V66H215V67H217V69H215V67H214ZM220 65H223V63L222 64H220ZM220 65H219V67H220ZM14 66H15V64H13V67L11 68V69H13L14 68ZM41 66H42V69H41ZM54 66V67H53ZM64 66V65H63ZM62 66V67H63ZM66 66V68H67V70H68V68L70 69V67H68V65H65ZM64 66V67H65ZM69 66H71V68L73 69V67L75 66H73V65H69ZM73 66V67H72ZM80 66H75L74 68H76V69H73L74 71H78V70H80L79 68H80ZM224 66H226V64H224L223 65V67ZM79 67V68H78ZM209 67H210V69H209ZM213 67V68H212ZM223 67H221V68H223ZM31 68V69H30ZM78 68V69H77ZM90 68L91 67H89V71H90ZM226 68H224V70L226 69ZM49 69H51V68H49ZM56 69H58V67L56 68ZM59 69H61V67L59 68ZM70 70L69 72L67 71V72H64V75L65 74H67V73H69V75H71L70 73L73 71V70ZM81 69V70H82ZM87 69V70H86ZM92 71L94 72V74L96 75V79H97V82L94 80V79H92L91 77H89L91 80H89L88 78L86 79V82H88V80H89V82L91 81V84L94 82H96V85H97V83H98V85L97 86H100V89H101V93H102V96L104 97H100V95L99 94H97L100 98H103L104 100V102H106L107 100V98L108 97H111L110 99H112V92H111V84H110V82L108 81V80H106L104 77H103V74H102V72H101V65L99 64V63H94V65L92 66ZM212 69H213V71H212ZM65 70V69H64ZM81 70L80 71H78L79 73L81 72ZM207 70H209V73H213L211 76H210V74L208 73V71ZM216 70V74H219L218 76H216V74H215V76H214V71ZM221 70H223V69H221ZM34 73H33V72ZM41 71H42V73H41ZM46 71V70H45ZM61 71H63L62 69H61ZM66 71V70H65ZM74 71H73V73H74ZM212 71V72H211ZM225 71H227V70H225ZM56 72V73H55ZM55 72H52V73H55V75H57V79L55 78V80H59V77L61 76L60 75V73H58L57 71H55ZM86 72L84 73V75L86 74ZM1 73V72H0ZM72 73V74H73ZM76 73V72H75ZM74 73V74H75ZM79 73H77V74H79ZM4 74H6V73H4ZM63 74V73H62ZM77 74H75L73 77H75L76 76V78H77ZM92 74V73H91ZM21 75V74H20ZM60 75V76H59ZM62 76V77H65V76ZM68 74H67V76H66V78L64 79H62V77H60V79H62V80H64V82H69V81H71L70 79H72L71 77L72 76H69ZM80 75H82L81 73H80ZM4 76V75H3ZM3 76H0L1 78V81H0V83L1 82H4L5 83V86L4 85H1V87H3L4 86V90H2V92H0V99L1 100H3L2 102H3V104L4 103H6L4 106H1L2 105V103H0V107H1V110H0V119L2 120V121H4V122H2L1 120V122L3 123V125L4 124H7L6 123V121H5V119L3 120V117L4 116H6L7 118H9V120H14V119H32V120H39V119H41V114L43 113V107L45 106V104H44V106H42V103L44 102V100H45V103H46V101H47V103H48V106H45V108L46 107H48V111H46L45 112V114L47 113H50L49 114V117L51 118V117H53L52 119L53 120H51V121H54L55 122V120H54V117H56V115L55 114H57V113H59L58 111H60V109L58 110V107H59V104L61 105V103H62V107L60 106V108H62L61 109V111H64L65 109L66 110H68L67 109V107L68 106H72V105H70V103H71V101H72V96L74 97V95H72V91H70V90H68L67 88V90L66 89H64V91H66V95H69V97H68V99H67V101L64 103V102H59L56 98H55V96H53V94H54V92L53 91H48V94L47 95H43V98H42V100L40 101V102H38V103H32L31 102V100L29 99V97L27 98V96H28V93L30 92L29 91V89H28V91L26 90V89H22L23 87H18L17 85L15 86H13L12 85V87H10L9 85V82H11V78L10 77H8L7 78V76H4L5 78H7V79H5ZM15 76H17V75H15ZM70 78H69V77ZM83 76V75H82ZM94 75L92 74V77H93ZM68 77V78H67ZM87 77H88V75H87ZM4 78V79H3ZM76 78H75V80H76ZM94 78V77H93ZM231 78V79H230ZM2 79H3V81H2ZM67 79H69V81L67 80ZM105 79V80H104ZM6 82H5V81ZM8 80V81H7ZM42 80H43V82H42ZM52 80V82L54 81L53 79H51ZM65 80H67V81H65ZM82 80H83V78H82ZM84 80H85V77H84ZM94 80V81H93ZM16 81V80H15ZM19 81V80H18ZM20 82V81H19ZM51 81L49 82V83H52ZM73 81H71V83H72ZM84 82V81H83ZM86 82H84V83H86ZM3 83V84H4ZM18 83V82H17ZM32 83V84H33ZM55 83H59L60 85H61V83H63V81H55ZM65 83V84H66ZM70 83V84H71ZM78 83V81H75V83H74V85H71L72 87L73 86H79V83ZM94 83L92 84V86L94 85ZM2 84V83H1ZM31 84V85H32ZM38 84H40L39 86H38ZM73 84V83H72ZM76 84V85H75ZM230 84H231V86H230ZM24 85V84H23ZM50 85V84H49ZM63 85V84H62ZM66 85H68L69 86V83L68 84H66ZM22 86V85H21ZM25 86H28L27 84L25 85ZM95 86V85H94ZM97 86H95L94 88L96 89V87ZM51 87V86H50ZM63 87H65V85L63 86ZM80 87V86H79ZM109 87V88H108ZM33 88V87H32ZM43 88V87H42ZM47 88H49L48 86H47ZM60 88V87H59ZM62 88V87H61ZM60 88V89H61ZM77 88V87H76ZM84 88V87H83ZM19 89V90H18ZM39 89L41 90V88L39 87ZM56 89V88H55ZM70 89V88H69ZM94 89V90H95ZM54 90V89H53ZM80 90V91H79ZM83 89H76V91H75V93H78V91H79V95L80 96H83V97H85L84 95H83V93L81 92ZM90 90H91V88H90ZM89 90V91H90ZM99 90V88H97L96 89V91L95 92H97ZM109 90V91H108ZM6 91H7V93H6ZM88 91V92H89ZM100 91V90H99ZM42 92H43V90H42ZM80 92H81V94H80ZM83 92H85V91H83ZM44 94L45 93H47V91H44L43 92ZM71 93V94H70ZM7 94V95H6ZM78 94H76L75 96H78L76 99H80L82 102H84V101H86V103H88L87 102V100H84L85 98H80V96L78 95ZM92 94V93H91ZM57 95V94H56ZM58 98V97H57ZM99 98V99H100ZM1 100H0V102H1ZM79 100V101H80ZM102 99H100L98 102H99V104L101 103V105L104 103L103 101L102 102H100ZM59 102V104H58V102ZM74 101V100H73ZM79 102V103H82V102ZM96 101V100H95ZM78 101H75L74 102V104H76ZM73 103V102H72ZM73 104V105H74ZM83 104V103H82ZM47 105V104H46ZM84 105V104H83ZM76 106H78V104H76ZM86 106V105H85ZM102 106H105V105H102ZM75 108V107H74ZM78 108V107H77ZM6 111H5V110ZM76 109V108H75ZM99 109V108H98ZM2 110H4L5 111V113L2 111ZM58 110V111H57ZM66 110L64 111V112H61V114H63V113H65L66 112ZM2 111V112H1ZM69 111V110H68ZM67 111V112H68ZM2 113V114H1ZM69 113H70V111H69ZM69 113H68V115H69ZM59 115V114H57V115H59V117L58 118H62V115ZM3 116V117H2ZM44 117H45V119H46V116L44 115ZM58 118H56V119H58ZM48 119V118H47ZM46 119V120H47ZM63 119V118H62ZM86 119H89V118H87L86 117ZM95 119V118H94ZM115 119H117V117H115L114 116V120ZM7 120V119H6ZM50 120V119H49ZM119 120V119H118ZM8 121V120H7ZM119 121H121V120H119ZM47 122V121H46ZM109 122V121H108ZM119 124H120V122H118ZM121 123H123V121L121 122ZM125 123V122H124ZM0 125H2V124H0ZM49 125L50 124H48V122H47V130H43V131H39V130H36V129H33V130H31V131H15V130H13L11 127H10V129L8 130V132L6 131V133H4L3 132V130L5 129L6 130V128L5 127H2V128H0L1 129V133L3 132L4 133V135H9V141L10 140H12L13 141V143H15L14 144V147L16 146V148H15V151H14V155L16 156V157H18V159H21V160H17V162H15L14 163V160H13V165L14 166H16V163H18L19 161L21 162L22 160V162H21V165L23 166V164L25 163V162H28V160L27 159H29L30 160V162H31V159L30 158H34L35 157V159H36V157L37 158H40V156H42V155H40L39 154V151L41 150V141H43V139L41 138V140H40V136H37V135H35V134H32L31 132H34V131H38V132H46L47 133V131L49 130ZM114 125H115V123H114ZM5 126V125H4ZM9 126V125H8ZM113 126V125H112ZM112 126H111V124H110V127L112 128ZM6 127H7V125H6ZM58 127V126H57ZM127 127V126H126ZM126 127L124 128V130L121 132V130H120V132H121V136H120V132H118L117 131V133H116V136H115V131H114V133H113V136H115V139H119V137H122V138H120V140L121 139H125V138H123V135H122V133L124 132V133H126V134H128L127 133V130H126ZM54 128V127H53ZM3 129V130H2ZM51 129V128H50ZM109 129V128H108ZM113 130V129H112ZM111 130V131H112ZM110 131V132H111ZM21 132V133H20ZM37 133V132H36ZM66 133V132H65ZM112 133V132H111ZM119 133V134H118ZM39 134V133H38ZM41 134V133H40ZM48 137H49V135H48ZM1 139H2V137H0ZM11 138V139H10ZM15 138H18V140H16ZM45 138H47V137H45ZM1 139H0V143H2L5 139H6V137H4L3 138V140H2V142H1ZM7 139V140H8ZM14 140H16L17 142H15ZM49 141H51V140H49ZM122 141V140H121ZM127 141V140H126ZM38 142H39V144H38ZM125 142V141H124ZM128 142V141H127ZM134 143H133V146H132V144H131V146H132V149H133V154H131V156L129 157V156H127L126 158H129V160H128V162L125 164V165H128V170H129V182H130V186H131V191H133V195L132 196H130V191H128L127 190V188L125 189V190H127L129 193H128V195H126V200H128L129 198H128V196L129 197H136V200L139 202V200H140V203H141V205H140V203H138L137 201L135 202L134 201V203H135V205H136V203H137V205H138V207L139 206H141L140 208H138V207H136L138 210H140V209H142V206L146 209V210H149V212L151 213V215L149 214V213H147V211L145 210V213L147 214V218H148V216H149V218L151 219V217H152V219L150 220L149 219V222H152L153 224V226H158L159 224H158V222H159V220H160V218H162L161 216H160V214H162V209H161V207H160V205H159V203L157 204L156 203V201L157 200H160V198H159V196H157L156 198H149L148 196H147V193H145V191H143L142 190V188H141V185H140V183H141V175H140V163H141V150H140V148L138 147V145L136 144V142L135 141H133ZM43 143H45L44 141H43ZM43 143H42V145H43ZM76 145H78V144H76ZM40 146V147H39ZM1 147V146H0ZM127 147V146H126ZM129 147H130V145H129ZM128 147V148H129ZM29 150H28V149ZM39 148V149H38ZM127 148V149H128ZM2 149V148H1ZM14 149V148H13ZM38 150V151H36V150ZM32 150V151H31ZM36 151V154H35V151ZM1 152V151H0ZM29 152H31V154H29ZM34 152V153H33ZM9 153V152H8ZM128 153V152H127ZM39 154V155H38ZM43 154V153H42ZM51 154V153H50ZM2 155H4V153L2 154ZM30 155H32V157H30ZM33 155H37V156H33ZM44 155V154H43ZM129 155V154H128ZM0 156H1V153H0ZM10 157H12L11 155H9ZM39 156V157H38ZM2 157V156H1ZM10 157H8V159L10 158ZM43 157V156H42ZM53 157V156H52ZM82 157V156H81ZM3 159L5 158L6 159V156H4V157H2ZM2 158H1V160H2ZM83 158V157H82ZM4 159V160H5ZM17 159V158H16ZM35 159H32V160H35ZM49 159V158H48ZM86 159V158H85ZM40 159H38V161H39ZM6 161H9V160H6ZM16 161V160H15ZM48 162L50 161L51 162V160H47ZM46 161V162H47ZM4 162V161H3ZM35 162V161H34ZM48 162H47V164L45 165V166H49V164H48ZM49 162V163H50ZM67 162V161H66ZM11 163V162H10ZM29 163V162H28ZM32 163V162H31ZM30 163V164H31ZM44 163V162H43ZM52 163V162H51ZM1 164V163H0ZM3 164V163H2ZM7 164L8 165H10L8 162H7ZM19 164V163H18ZM33 164V163H32ZM53 164H54V162H53ZM24 165H26V163L24 164ZM44 165V164H43ZM52 165V164H51ZM69 165H70V163H69ZM18 166V165H17ZM54 166V165H53ZM26 167H28L27 165H26ZM49 169V168H48ZM80 169V168H79ZM51 170H52V168H51ZM54 170V169H53ZM88 170V169H87ZM49 171H50V169H49ZM62 171V170H61ZM73 171V170H72ZM40 172V174H41V171H39ZM85 172V171H84ZM82 172L83 173V175L85 176H83L82 175V173L81 172H77L76 173V171H74V174H72L73 172H71V174H72V176L74 175V178H77L75 181H79L80 180V182H81V178L83 177V179H82V182L84 181L85 183H86V181L88 180V182H90V181H94V180H92V179H94L93 178V176H91V175H89L88 176V174L85 172ZM51 174H49V172L47 171V177H48V179L45 181V187H44V197L46 198V200H48V201H51V202H54V201H59L58 200V198L59 199H65V200H67L68 199V197H69V199H68V201H66V202H70V196H68V195H70V194H68V193H70V190H69V188H70V185L71 184H69L67 187H68V189H67V187L66 186H64L65 188H63V187H59V189L61 188H63V190L62 191H64L65 189H67V190H65L64 191V193L62 192V196H67V197H62V196H59V197H57V187H55L54 185H52L53 183L51 182V181H54L52 178H55L56 177V175L57 174H55V173H53V172H50ZM57 173H58V175L57 176H59V175H61V173H62V175H63V179H65V180H67V181H70V182H68V183H73V181H74V179H72V177H71V174H69V173H67V172H58V170H57ZM46 174V173H45ZM54 174H55V177H54ZM78 174V175H77ZM86 174V175H85ZM64 175H65V177H64ZM77 175V177H75ZM82 175V176H81ZM86 176H88V177H86ZM46 177V178H47ZM92 178L91 180H89L90 178ZM80 178V179H79ZM84 178H85V180H84ZM89 178V179H88ZM69 179V180H68ZM72 180V181H71ZM48 181V182H47ZM56 181V180H55ZM74 181V182H75ZM126 181H128V177H127V179H126ZM80 182H78V183H80ZM87 182V183H88ZM77 182L76 183H73V186H71V188H74V186H77V188L75 189L74 188V193L77 195V194H79L80 195V188L84 185H81V183L79 184V185H77L78 184ZM55 184V183H54ZM74 184H76V185H74ZM125 184H127V182L125 183ZM56 185V184H55ZM57 186V185H56ZM78 186H79V189L80 190H78ZM85 186H83L82 187V190H84V191H82L83 193L85 192V188H84ZM87 187V186H86ZM125 187H128V186H124V188ZM132 187H133V189H132ZM96 188V187H95ZM87 189H89V186H88V188ZM90 189H91V187H90ZM89 189V190H90ZM93 189H94V186H93ZM93 189H92V191H93ZM97 190L98 189H96V191L95 192H97ZM61 190H59L58 191V193L60 192ZM103 191V190H102ZM71 192H73V189H72V191ZM81 192V193H82ZM91 193V192H90ZM99 193V192H98ZM125 193H127V192H125ZM86 194V193H85ZM95 194V193H94ZM59 195V194H58ZM84 195V194H83ZM91 195H92V193H91ZM96 196H100L101 195V192H100V195H98L97 193L95 194ZM78 196V195H77ZM57 197V198H56ZM81 197H83V196H81ZM87 197V196H86ZM90 197V196H89ZM93 197H94V195H93ZM85 198V197H84ZM83 199V198H82ZM95 199V198H94ZM97 199V198H96ZM96 199H95V201L94 202H96ZM131 199V198H130ZM130 199L128 200V201H130ZM74 200H76V198H74ZM74 200H72V202L74 201ZM78 200V199H77ZM77 200H76V202H77ZM99 200H101V198L99 199ZM128 201H126V203L128 202ZM75 201H74V203H76ZM104 202V201H103ZM97 203H98V200H97ZM106 203V202H105ZM156 203V204H155ZM129 204V206H131V204H133V203H128ZM127 204V205H128ZM96 206V205H95ZM97 207V206H96ZM101 207V206H100ZM132 208H130V207H127L128 209V211L130 212V211H132V212H130V214H129V212H126V214L128 215H133V210L135 209L134 207H133V205L131 206ZM102 208V207H101ZM99 209V208H98ZM129 209H132V210H129ZM137 209H135V211L137 210ZM144 210H142V211H144ZM98 211V210H97ZM106 210H102V212L104 213L103 215H106L107 213H109L108 212V209H107V213L105 212ZM99 214L101 215V211L99 210ZM139 212H141V211H139ZM138 212V213H139ZM97 213V212H96ZM106 213V214H105ZM119 213H120V211H119ZM137 213V212H136ZM144 213V212H143ZM142 213V215L145 217V215ZM160 213V214H159ZM135 214V213H134ZM149 214V215H148ZM102 215V216H103ZM107 215H110V214H107ZM121 215V214H120ZM127 215L125 216V214H124V216L123 217H121L122 218V221L123 220H128V218H125V217H127ZM131 215V216H132ZM139 215H140V213H139ZM111 216V215H110ZM151 216V217H150ZM100 218V217H99ZM101 218H104L103 220H105L106 218H108V216H106V218H105V216H103V217H101ZM112 217H110V219H111ZM120 218V219H121ZM120 219H118V222L117 223H119V222H122ZM109 220V218L108 219H106V221H108ZM112 220V219H111ZM110 220V221H111ZM142 220H143V218H142ZM105 221V222H106ZM110 221H109V224H110ZM116 221H117V219H116ZM112 222V221H111ZM125 221H123V223H124ZM127 223H126V225H125V223L123 224L122 223V226L123 225H125V227L126 228H128L131 224H130V222L129 221H126ZM129 222V223H128ZM104 223V222H103ZM106 223H108V222H106ZM115 223V221L112 223V225H110L111 227L113 226V224ZM148 223V222H147ZM141 224V223H140ZM98 225V224H97ZM115 225V224H114ZM121 226V223H119V224H117L116 226H117V228H118V230L122 227H120ZM127 225H129L128 227H127ZM133 225V224H132ZM149 225V224H148ZM148 225H144L145 227L146 226H148ZM109 226V227H110ZM115 226V227H116ZM161 226H162V224H161ZM103 227V226H102ZM108 227V226H107ZM120 227V228H119ZM124 227V226H123ZM122 227V228H123ZM131 227V226H130ZM136 227V226H135ZM155 227H153L152 229H154ZM112 228H114V226L112 227ZM117 228H114V229H117ZM148 229H149V226L147 227ZM106 230H109L110 228H105ZM134 229V228H133ZM147 229V230H148ZM100 230H101V228H100ZM124 230V229H123ZM156 230H157V233H155V236H154V239H155V244H157L158 246H161L162 248H164L165 247V243H164V239H163V235H162V233L160 234V231L158 230V227H156ZM155 230V231H156ZM99 232H101V231H99ZM109 232H111V230H109ZM149 232V231H148ZM151 232V231H150ZM154 232V231H153ZM162 232V231H161ZM102 233V232H101ZM106 233V232H105ZM115 233V232H114ZM113 233V234H114ZM100 234V233H99ZM109 234V233H108ZM150 234V233H149ZM152 235V234H151ZM110 236V235H109ZM108 237V236H107ZM120 237V236H119ZM133 237V236H132ZM122 238V237H121ZM126 239V238H125ZM130 239V238H129ZM122 240V239H121ZM125 241V240H124ZM124 241H122V242H124ZM152 241V240H151ZM129 242V240L127 241V243ZM120 242L118 241L117 242V244H115V245H112L113 247H114V249H115V253L114 254H112L110 257H108V258H106L105 259V257H103V256H101L99 259H94V258H88L84 263H82V264H85L86 262H91V263H93V264H107V263H110V262H113V261H115V262H117V260H119L118 259V257H119V254H120ZM129 245V244H128ZM11 247L12 248H15V245L14 244H12L11 245ZM36 247H38V246H36ZM127 247H129V246H127ZM147 247V246H146ZM148 248H151V247H148ZM129 249V252H131L132 250L134 251V249L135 248H132V247H130V248H128ZM128 249H126V252L128 251ZM130 249H132V250H130ZM150 250V249H149ZM153 250V249H152ZM156 250V249H155ZM125 251V250H124ZM125 252V256L128 254V253H126ZM156 252H158V251H156ZM124 253V252H123ZM132 253V252H131ZM133 254V253H132ZM124 255H122L121 256V259H124V258H122V257H124ZM130 255V254H129ZM129 255H127V256H129ZM131 256V255H130ZM160 258V257H159ZM50 261H54L55 263H57V264H62V260H54V259H52V258H48V259H39V258H32V256H28V255H24L22 258H20V259H16L15 257H8V258H5V257H1L0 256V264H16V263H20V262H23V263H25V262H41V263H43V264H48V262H50ZM38 263V264H39ZM121 263V262H120ZM26 264H28V263H26Z\"/></svg>",
	"mask_w": 264,
	"mask_h": 264
},
{
	"label": "water",
	"instance_id": "4",
	"mask_svg": "<svg viewBox=\"0 0 264 264\" xmlns=\"http://www.w3.org/2000/svg\"><path fill=\"white\" fill-rule=\"evenodd\" d=\"M12 129L15 131H31L33 129L43 131L47 130L46 120H32V119H14L12 122Z\"/></svg>",
	"mask_w": 264,
	"mask_h": 264
},
{
	"label": "crops",
	"instance_id": "5",
	"mask_svg": "<svg viewBox=\"0 0 264 264\" xmlns=\"http://www.w3.org/2000/svg\"><path fill=\"white\" fill-rule=\"evenodd\" d=\"M122 264H160L156 254L150 252H135L132 256H125Z\"/></svg>",
	"mask_w": 264,
	"mask_h": 264
}]
</instances>
